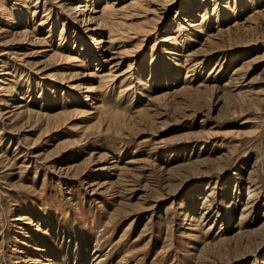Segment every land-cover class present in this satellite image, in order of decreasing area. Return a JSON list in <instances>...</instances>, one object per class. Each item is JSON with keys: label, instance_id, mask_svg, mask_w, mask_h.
I'll return each mask as SVG.
<instances>
[{"label": "rangeland", "instance_id": "374dc122", "mask_svg": "<svg viewBox=\"0 0 264 264\" xmlns=\"http://www.w3.org/2000/svg\"><path fill=\"white\" fill-rule=\"evenodd\" d=\"M89 1L82 15L84 0H0V264H63L66 249L89 264L95 244L106 264H264V0H214L208 24L212 0L119 10L132 73L82 95L99 81L74 75L101 63L87 15L132 0ZM204 4V33L190 35ZM112 159L138 170L118 182ZM74 163L82 177L62 173Z\"/></svg>", "mask_w": 264, "mask_h": 264}, {"label": "bare ground", "instance_id": "6f19581e", "mask_svg": "<svg viewBox=\"0 0 264 264\" xmlns=\"http://www.w3.org/2000/svg\"><path fill=\"white\" fill-rule=\"evenodd\" d=\"M143 1H145V0H136V1L132 0V1L128 2V4H126V6H123L121 9H115V7H113V4H112L113 2L110 4V2L104 1V5L102 7H100V10L96 11V12H98V16L97 17L89 15L90 13L87 15V19L85 21L94 22L92 28L88 29L89 32H93V35H94L93 39H94V45H95V49H93V50L96 51V54L91 59L97 58V61H101V63L100 62L99 63L98 62L95 63L96 64L95 66H98V67L94 68V72L93 73H79V74H75V75L74 74L70 75L69 79L71 77H74V76L76 78L77 77L85 78V77L94 76L96 78V80L99 81L98 82L99 85H97L95 88H93V86L91 85L92 83L90 85L85 83L81 87V89H83L82 95H86V93L90 92L91 90H98L99 89L98 87H100V83H103L104 81H106V79L110 75H112L114 80L115 79L117 80V79H120L123 76H127L128 73L129 74L132 73V65H133V63H129V65L127 66V69L125 71H123V72L120 71V66L122 65V62L124 61V58H126L128 56L129 51H125V49L124 50H119L121 48V46L120 47H118V46L121 45V44L118 41L121 40L122 38H120V36L114 35V32H115L114 28H115L116 24L119 23L118 21L120 20L119 18L121 17V16H118L119 15L118 14L119 10L121 11L122 9L129 8V7L132 8V7H135V6L139 7V6H141V3ZM212 1H214V0H212ZM202 2H204V0H201V3ZM89 3H91V1L88 2V0H84V4L81 6L82 10H81L80 14L83 15V11H86V10L87 11L89 10V12H92L90 10L91 8L88 7ZM163 3H165V2H163ZM225 6H226V9H225L223 15H225V16L228 15L229 16L230 13L232 14V11L235 9V1L233 2L232 6H231L230 3H226ZM78 8H80V7H78ZM202 9H203L202 10L203 12L201 13V16H202L201 21L199 20V21H196V22H192L191 25L189 26L190 28L193 29L192 32L189 33L190 35H192L194 32L204 33L203 24L206 22L205 20L208 19L209 17L210 18L208 19L207 24L208 23H212V22H219L221 20L220 13H217V10H218L217 1L213 2L212 9H211V16H209L208 18H205V16H206V5ZM81 20L83 21V18ZM48 34H50V33L48 32ZM48 34H47V36H48ZM47 36L45 38H48ZM188 38H189V36H187V39ZM164 40L173 41V45H176L178 42L180 43V38H178L176 33H174L171 38H169V39L164 38ZM184 41H185V39H184ZM79 49H81V47H79ZM116 49H118V50H116ZM182 49L185 50V46L184 45L182 46ZM171 51H177V50L175 48H172ZM81 52L82 51L80 50V53ZM84 53L86 54V51ZM107 54H108V56H107ZM175 54H176V56L180 55L178 52H175ZM89 55L90 54H86L84 57L88 58ZM101 55H105V56L102 57ZM151 56L153 58V56H154L153 52L151 53ZM76 57L72 56L70 58H67V57L61 56V54H58V53L56 54V53L53 52V53H51V55L48 56V59H56L57 58L60 61L69 62V63L70 62L71 63H76V65H74L76 68H82V67L84 68V63L82 64V61L77 60ZM105 57H107V58H105ZM91 59L89 58V62H90ZM95 62H96V59H95ZM104 63H107L106 67L102 65ZM105 68H107L106 71L104 70ZM189 70H191V69H188V72H190ZM236 73L238 74V72H236ZM6 74H8V73H3L2 75H6ZM78 75H80V76H78ZM5 80H7V79H5ZM2 81H1V83H2ZM238 94H239V92H238ZM94 97L96 98V96H94ZM24 107H25V105H22V104L19 103L18 105H16L15 109H23ZM99 109H100V107L97 106V107L94 108V111L97 112ZM25 111H27V110H25ZM28 112H29V110H28ZM57 116H63V114H61V115L60 114L49 115L48 119L50 121H52V120L56 119ZM128 160L129 161H127L124 164L125 166L133 164L132 160H130V159H128ZM107 165L108 166L105 165V168H103V169H105L108 172L107 174L108 175L110 174L111 177L116 176L118 182H119V179L122 177V175L124 173L130 174V173L138 170L136 168L135 169L132 168V166L131 167L130 166L119 167L118 164H117V161L113 160V159H112V162H110ZM79 166H80L79 164H75V163L73 165H68V166L63 168L62 171H64V172H62V173L65 174V176L68 175V176H78V177L80 176V177H82L84 172H83V169H81V167H79ZM108 178H110V177H108ZM130 181H132V180L128 179V181H126V182H128V183H126L127 186H129V184L131 183ZM116 184L117 183L113 182V181L100 182V181H96L95 180V181L91 182L89 187L92 189V190L91 189L90 190L93 191V192L97 189V187L98 188H104L106 190H110V192H113V190L117 186ZM94 187H96V188H94ZM128 191L130 192V189L127 190V192ZM96 192H98V191H96ZM125 192H126V189H125ZM115 193L117 194V197L119 198L120 195H118V194L120 192L116 191ZM251 197H249V198H251ZM249 201H250V199H248L247 202L244 203V205H243V209H242V211L240 213V220L241 221H242V219H245V218L248 217L247 214L249 213V210L252 209V206H248V205L253 203V201H250V202ZM242 224H243V222H242ZM244 232H246V231H244ZM247 233H249V232H247ZM43 251H45V250H41L40 252H43ZM91 255L92 256H91L89 264H106L104 260L106 258H108V253H106L105 251H102V248L99 245L95 244L93 246V251H92ZM71 258L74 260V264H78V263L81 264V263L85 262L84 258L79 253V250H77V251L76 250L75 251L74 250L69 251L68 249L65 250L64 259H62L61 262L64 264ZM119 259H120L119 261H116V262L111 261L109 264H128L127 261L125 259H123V257L119 256ZM33 260L34 261H31V262L34 263V264H41L42 263V261L40 262V260H38V259H33Z\"/></svg>", "mask_w": 264, "mask_h": 264}]
</instances>
